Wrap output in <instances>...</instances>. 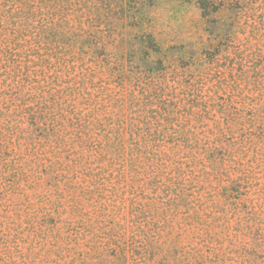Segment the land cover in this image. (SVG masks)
<instances>
[{
  "label": "rangeland",
  "instance_id": "obj_1",
  "mask_svg": "<svg viewBox=\"0 0 264 264\" xmlns=\"http://www.w3.org/2000/svg\"><path fill=\"white\" fill-rule=\"evenodd\" d=\"M21 2L0 0V140L8 142L0 150V264H264V0H209L206 18L197 0H30L33 22L58 34L42 45L55 64L30 69L34 52L15 42L5 17ZM67 85L77 88V108L60 93L58 128L50 114L15 111L30 94ZM132 93L208 107L203 122L189 115L197 149L189 157L175 150L166 164L160 154L175 151L151 142L119 158L110 148L118 118L138 114ZM83 94L104 104L98 117L114 120L97 123L92 138L84 115L94 104ZM58 133L83 134V146L52 149ZM124 136L137 144L129 130ZM184 155L196 157L199 179L184 184L183 206L163 185Z\"/></svg>",
  "mask_w": 264,
  "mask_h": 264
},
{
  "label": "trees",
  "instance_id": "obj_2",
  "mask_svg": "<svg viewBox=\"0 0 264 264\" xmlns=\"http://www.w3.org/2000/svg\"><path fill=\"white\" fill-rule=\"evenodd\" d=\"M21 1L22 2L20 8L16 10L6 11L5 17L7 19V24L15 26L16 30L18 31V35L20 37L15 39V42L21 48L29 45L31 50L34 52V54H32L31 56L33 65L27 62L25 66L27 69H30L31 66L42 68H45L46 66L50 67L52 64H55V62L52 61L50 55L44 54L42 52V45L43 43L50 44L51 42H53V38H58V34H56L55 32V25H36L33 22V19H31L33 15L31 14L29 8L30 0ZM197 3L202 10V16L204 18L213 13V10L211 9L209 4V0H197ZM86 43L89 42L82 41L83 46H86ZM61 58L65 59L66 54H63V57ZM14 73L16 74V71ZM53 74L57 78L61 77V74H59L57 71H54ZM45 76L47 78L46 73ZM89 79L92 82L95 80L93 76L89 77ZM38 82L41 83L40 80H38ZM16 83L20 84V81H17ZM16 87H18L17 89L19 91H22L20 86L17 85ZM100 87L103 92H108L109 95H113V91L109 90L107 86ZM79 88H82V85H80ZM2 89L5 90V88L0 87V91H3ZM76 90L77 88L74 89V87L70 85L53 86L49 91L42 89L41 91L35 92L34 94H30V99L27 102H21L15 111L18 112V114L25 112L31 114L32 116L39 115L46 117L47 114H50L49 120L52 121L54 128H58L61 118H58L56 116L54 109L56 102L61 101L60 93H63L66 98L69 99L67 102L68 107L76 109V97L79 96L75 94ZM113 97L118 100L120 99V97L116 95H113ZM130 97L134 107H136V109L138 107V116L131 112V115L123 114V116L119 117L117 120L118 126L121 129L119 130L118 134L119 140L115 146H112V148H110V150H120L118 151L119 158L125 156V150H150L148 146L151 142H153L158 148L162 146L168 147L162 149L157 148V150H184L186 156L189 155V150L197 149V144L200 137L198 132H196L192 127L189 115L199 114V116H197V120L203 122L205 116L202 112L208 110V107H206L205 109L202 108L200 110V106L195 104H185L183 106L177 104V102L174 105H170L168 103L157 104L156 101L154 102V99L142 102L140 98H136L134 93H132ZM81 98L85 101H91L94 104V107L90 110V113L84 115L86 118L84 130L86 131L88 137L92 138L91 131L94 129L97 123L102 124L107 119L113 120V118H110V116H106L108 114H105L103 118L98 117L99 112H102L104 110V104H99L98 99H93L91 98V95L89 97L86 96V94H83ZM37 104H40L38 108L39 110L34 109ZM67 111L68 112H65L63 116L72 118L74 115L73 110L68 109ZM175 116H178V122L174 121ZM176 125H178L180 129H176ZM127 130L131 132L132 137L136 136V139L138 141L136 145H132L130 147L127 146V141L124 136V133ZM2 131L4 130L2 129ZM48 139L50 140L51 138H47V140ZM171 139H173L175 142L173 145L169 146L167 145V143H171ZM17 140L20 145L23 144L20 138H18ZM84 141L85 137L83 136V134L77 135L76 138L69 139L66 136L58 133L56 138V145L52 149L60 150L63 149L66 145L75 148L76 146H83ZM7 143L8 142L6 140H0V150H7ZM121 150H123V152H121ZM178 153H176V151L171 153L163 151L160 156L162 158V161L167 162L166 164H168V162L173 160V157ZM195 160L196 157H191V162H189L184 155L178 160H175V162H171L169 166L171 167L172 172L164 180V189L176 194L179 200V204L183 206L185 205V203L187 204V200H189L187 194L184 192V184L188 179H199V176L196 175L193 170ZM94 171L95 169H92V174L94 177H96L98 172L94 173ZM136 171L138 172L139 170ZM205 172L209 173L207 170H205ZM123 174H125V171L123 172ZM93 176L92 181H94V183H90L89 185L92 187L90 189L91 192L96 191L95 187L92 186L95 185V178ZM154 186L155 188L159 187V182H156ZM115 190L118 198L126 200L127 188L125 183L124 185L120 184L119 182L115 183ZM53 203L54 206L59 207V199H56ZM118 208L120 209L121 207L118 206ZM142 225V223H138L139 229L144 231L145 228ZM120 227H118L117 229L118 232H120Z\"/></svg>",
  "mask_w": 264,
  "mask_h": 264
}]
</instances>
